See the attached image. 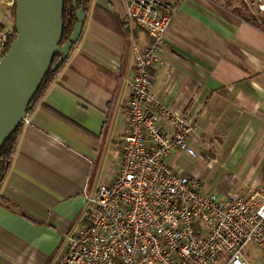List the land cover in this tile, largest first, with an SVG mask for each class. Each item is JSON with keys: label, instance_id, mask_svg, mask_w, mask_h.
Instances as JSON below:
<instances>
[{"label": "crops", "instance_id": "0c3cea01", "mask_svg": "<svg viewBox=\"0 0 264 264\" xmlns=\"http://www.w3.org/2000/svg\"><path fill=\"white\" fill-rule=\"evenodd\" d=\"M223 2L182 0L164 48L172 66L152 74L157 97L193 116L196 134L213 141L203 161L215 159L217 175L227 174L206 191L227 196L239 178L250 184V162H264V29ZM111 16L125 20V0L91 1L79 42L22 124L0 188V264H52L114 175L128 128L133 46L147 35L139 29L126 39ZM180 156L167 161L176 168ZM201 168L188 171L204 186Z\"/></svg>", "mask_w": 264, "mask_h": 264}, {"label": "built area", "instance_id": "2783aa9c", "mask_svg": "<svg viewBox=\"0 0 264 264\" xmlns=\"http://www.w3.org/2000/svg\"><path fill=\"white\" fill-rule=\"evenodd\" d=\"M242 1L254 2L264 17V0ZM181 2L125 0L126 28L147 35L133 46L128 128L113 177L89 199L88 223L69 236L52 264H252L249 245L264 254L263 185L221 196L204 189L199 172L167 161L173 152L205 159L214 146L196 134L193 116L154 92L152 68L172 66L164 48ZM10 30L0 21V60L12 42Z\"/></svg>", "mask_w": 264, "mask_h": 264}, {"label": "water", "instance_id": "95a60500", "mask_svg": "<svg viewBox=\"0 0 264 264\" xmlns=\"http://www.w3.org/2000/svg\"><path fill=\"white\" fill-rule=\"evenodd\" d=\"M15 4L16 37L0 60V150L23 123L50 69H58L79 42L86 21V12L77 10V23L64 41V0H15Z\"/></svg>", "mask_w": 264, "mask_h": 264}, {"label": "trees", "instance_id": "16d2710c", "mask_svg": "<svg viewBox=\"0 0 264 264\" xmlns=\"http://www.w3.org/2000/svg\"><path fill=\"white\" fill-rule=\"evenodd\" d=\"M91 1L92 0H64V12H63V20H64L63 39L64 41H67L69 39L77 23V18H76L77 10L83 9L86 12L90 8ZM74 2H76V6L74 5ZM223 3L228 8H232L235 11L239 12V14H241L246 20L264 29V17L261 15V13L259 11H255V13H253L250 7L242 0H224ZM9 9H11L12 14L15 16V11H16L15 0H13V3L9 6ZM97 9L98 8L96 7L95 10ZM111 17L116 18L118 25H119V29H120L119 30L120 35L128 39V37L131 35V31L128 28H126L125 20L119 17L117 18L116 16H111ZM10 28H11L10 39L13 40L16 37V30H15L14 22L10 26ZM59 57H60L59 55L55 57V62L59 59ZM63 64L56 70L50 69L41 87L39 88L37 94L32 100L30 107L37 100V98L43 92V90L46 87H48L52 83V81H54L57 73L59 72ZM22 124L10 135V137L8 138V140L5 142L4 146L0 150V188L11 167L12 160H13L16 147L18 144V140L20 137Z\"/></svg>", "mask_w": 264, "mask_h": 264}, {"label": "rangeland", "instance_id": "374dc122", "mask_svg": "<svg viewBox=\"0 0 264 264\" xmlns=\"http://www.w3.org/2000/svg\"><path fill=\"white\" fill-rule=\"evenodd\" d=\"M12 3L13 0H0V21L8 27H10L13 22H15V16L12 14L11 9H9V6ZM252 8V11H256V6H252ZM250 164H252L250 166L251 169L249 168L250 171L247 174V178L250 181V184H246L243 181V177L239 178L237 184L232 188L231 194L245 192L248 188H250V185L254 183H258L259 185L261 184L264 186V162H250ZM197 166L202 167L204 169L202 180L204 181V188L207 191H212V189H215L222 182V179H224L227 174L226 171L223 170L219 175H217V168L213 169L214 167H207V163L203 161V159L192 158L186 154H182V156H180L176 168H178L180 171H191L192 169L197 168ZM245 169L247 168L245 167L244 169H242L241 173H243ZM236 172L240 173V167H238V170H236ZM245 175L246 174H244V176ZM209 180L211 181V183L208 185ZM245 254L252 264H254V261H261L262 259H264L263 252H261L259 249L255 248L252 245L247 246Z\"/></svg>", "mask_w": 264, "mask_h": 264}]
</instances>
